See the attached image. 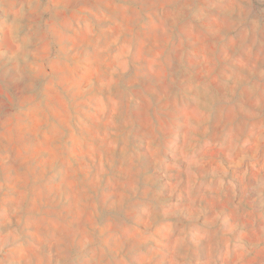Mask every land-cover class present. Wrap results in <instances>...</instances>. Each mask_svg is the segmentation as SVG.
Here are the masks:
<instances>
[{"label": "clouds", "instance_id": "1", "mask_svg": "<svg viewBox=\"0 0 264 264\" xmlns=\"http://www.w3.org/2000/svg\"><path fill=\"white\" fill-rule=\"evenodd\" d=\"M0 264H264V0H0Z\"/></svg>", "mask_w": 264, "mask_h": 264}, {"label": "rangeland", "instance_id": "2", "mask_svg": "<svg viewBox=\"0 0 264 264\" xmlns=\"http://www.w3.org/2000/svg\"><path fill=\"white\" fill-rule=\"evenodd\" d=\"M205 248H204V246L203 245H201V255H202V258H203V256L205 255Z\"/></svg>", "mask_w": 264, "mask_h": 264}]
</instances>
